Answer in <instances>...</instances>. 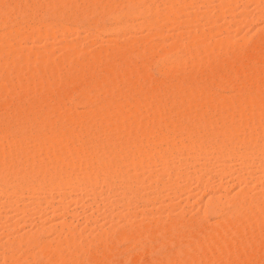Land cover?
<instances>
[{"label": "bare ground", "instance_id": "1", "mask_svg": "<svg viewBox=\"0 0 264 264\" xmlns=\"http://www.w3.org/2000/svg\"><path fill=\"white\" fill-rule=\"evenodd\" d=\"M7 1L0 0V20L3 22L0 24V87L4 88L2 94L7 98L6 102L0 103V195H8L9 198L10 194H15L16 199L5 203V207L18 212L20 216L17 218L24 219V222L27 216L44 206L52 212L51 218H58L57 210L60 205V209L63 207L59 202L66 200L68 204L72 202L77 207L79 203L82 207L84 197L86 200L97 193H104L107 196L104 200H92L96 202L95 205L100 203L104 205L101 209H104L109 203L107 200L115 199L111 197L122 196L121 203L118 202L121 205L112 208L117 209L115 213L118 211V216L133 217L137 214L134 205H152L150 202L156 200L157 194L162 196L163 193H171L167 196L176 198L190 188L191 180H194L203 191H215L214 195H207L209 197L203 212L219 216L220 221L217 224L215 222L216 226L211 229H207L204 224V229L202 212L198 217L200 222L198 219H186L180 212L181 215L167 221L154 220L147 226L131 222L119 234L100 231L94 235V240L91 239L87 246L82 244V247L75 245V229L64 222L58 226L60 228L50 225L40 228L35 234L5 240L4 249L10 251L5 259L14 261L15 251L33 248L35 254L39 250L37 254L40 256H29L28 253L26 261L23 258V264H39L41 261L44 264L46 260V263L50 262L48 264H110L111 261L119 263V260L116 261L118 253L113 249L119 250L116 245L121 241L131 243V246L143 252H151L156 243L165 248L178 242L176 244L179 247L174 246L178 248L173 253L176 256L171 258L173 254H169L168 257L166 252L167 258L163 260L154 252L160 248L156 244L157 249L151 255H158L161 260L155 257L151 264H263L264 191L252 192L257 184L264 182V37L251 49L249 58L245 57L246 52L242 51L241 44L230 41V36L209 41V36L214 34L217 37V34L215 31L212 34V31L203 30L199 35L194 32L188 35L189 31L186 32L188 42L180 52L175 48L176 43L170 40L172 44L160 56L141 39L132 45L107 51L95 60L72 59L67 53L59 60H52L50 53L46 52H42L43 57L39 60L35 58V51L31 50V54L25 52L21 58L17 54L23 52L19 46L21 41L25 43L34 39L33 34L30 36L32 31L47 32L53 28L61 32L68 28V32L70 28L67 24L82 22L86 29L94 28L101 32L107 27L102 24L103 19L110 18L115 25L108 31L109 35L118 39L130 30L135 31L138 27L133 26H137L133 21L140 19L138 29L153 31L148 34L158 37L161 36L162 26L179 25L178 18L182 14L180 8L191 2L205 7L211 2L221 4L218 13L209 16L215 19L232 17L239 6L244 8L247 3H252L260 10L264 7V0ZM156 2L165 6L162 12L156 11ZM14 11L19 16L18 21L17 18L16 22L12 20L13 25L15 22L17 26H14L15 29L10 20L16 16L12 14V18L7 20L9 12ZM209 18H206L207 22L212 21ZM101 20L102 23H99ZM197 21L194 16L187 23ZM71 29L69 32L74 31ZM233 51L237 52L229 56ZM174 53L175 57L169 61V56ZM8 54H15V58L13 55L9 60L12 55ZM229 59L237 64L233 69L226 67ZM154 64L158 68L161 65L157 70H160L163 78L159 81L156 80L161 77L158 72L155 81L152 75L150 77V68ZM65 67L72 70L67 71ZM149 78L154 83L158 82L154 84ZM146 80L154 85L148 86ZM225 87L234 92V95L228 96L229 100L223 98L227 94L221 96L218 92ZM71 104L87 108V111L84 110L86 113L77 115L75 110L69 109ZM12 131L19 134L20 138L8 139ZM16 133L12 137H16ZM200 161L203 169H200ZM232 162H235L234 165L237 162L243 171L249 169L250 174H237L239 168L236 173L233 172L230 167ZM185 164H192L193 172L199 174L190 175L193 169L189 170ZM184 165L189 173L187 168L184 171ZM209 165L218 166V170H215L218 178L228 176L227 179L231 177L237 185H242L240 192L232 197L216 196L215 184L208 177L204 178L206 175L203 172L211 170ZM250 168H254L251 171L257 174H252ZM162 176L166 177L165 181L158 179ZM182 182L189 183V187L186 189L187 186ZM222 182H218V189L225 188V182L220 184ZM180 183L185 187L182 188ZM117 188L121 191H117ZM228 188L226 190L231 186ZM148 191L156 195L140 193L146 194ZM41 194H45L44 206H41L44 200L38 199ZM25 195H29L33 201L31 204L28 201V205L25 200L27 204L24 202L20 207ZM108 196H111L110 199ZM152 196H155V200ZM126 198L127 202L122 203ZM68 204L62 209H67ZM33 209L35 211L30 213ZM90 216L86 217L85 214L87 223L91 221ZM10 217L2 218L7 222L5 218L10 220ZM17 222L13 228L20 227ZM111 222L113 224V220ZM92 223L93 220L90 225ZM40 235L53 236L54 248L44 242L42 244ZM114 241L116 244H112ZM111 251L117 255L114 258L112 254L115 261L110 258ZM143 252H140L141 255ZM146 252V255L150 254ZM141 255L138 257L139 262L143 258Z\"/></svg>", "mask_w": 264, "mask_h": 264}, {"label": "rangeland", "instance_id": "2", "mask_svg": "<svg viewBox=\"0 0 264 264\" xmlns=\"http://www.w3.org/2000/svg\"><path fill=\"white\" fill-rule=\"evenodd\" d=\"M10 1L8 0L7 2H10ZM178 1H180V0H178ZM247 1H250V0H247ZM155 4H154L153 7H155ZM160 6H161V4H159V3L156 4V11H159V12L163 11L162 9H164L165 6L164 5H163L164 7H162V6L160 7ZM220 7H221V4H219L217 2H211L206 7L202 6V5L198 4V3H195V2H191V4H187L186 6H183L182 8H180L182 14L179 15L180 17L178 16L179 17L178 18L179 25H176V26H162L163 28H161V31H160L161 32L160 33L161 36H158V37H154L155 36L154 34H152L153 36L152 35L150 36L148 34V33H152L153 31H150V32L148 31L147 32L146 30H142V29L139 30L140 29L139 28V26H140L139 23L141 22L140 19H136L135 20L136 22L133 21L134 23L137 24V26L134 25V24H133V26L135 28L138 27L139 29L138 28L137 29L133 28L135 31L130 30L129 33L128 32L125 33L123 35V37L118 38V39L114 38L112 34H110L111 36L109 35V32L113 29L112 27H114V25H115V23H113L110 20V18L103 19V23H102V20H101V22H99V23H102L103 25L104 24L107 25V27L104 25L106 29L101 31V32L97 31V29L95 30L94 28L86 29V27L83 26L84 23H82V22H77V24L76 23L75 24L72 23V25H70V24L68 25L67 24V27H69L70 30H72L71 28L74 29L73 32H69L70 30L68 32H66L68 30V28L65 31L62 30L63 32L62 31L60 32L59 29H53V28H49L47 30V32H44V31H32L30 33V36H31V34H33L32 36H33L34 39H31L32 42L30 40L29 41L27 40L25 43H24V41H21V43L19 42L20 43V45H19L20 46V50L22 49L23 52L19 50L22 53L20 55L19 54H17V55H18V57L21 58V55L23 54V56H24L25 52H28V53L31 54V52H30V50H31L32 52L35 51V54L37 56L35 58L36 59L38 58L39 60L43 57L42 52L43 53L46 52V54L50 53L49 56H50V58L52 57L51 58L52 60L53 59L54 60H59L66 53L68 55H70L72 57V59L83 58L85 60H87V59L95 60V59H98L99 57H102L103 55H105L107 53V51H111L112 49H120L121 47H126V46H128L129 44H131L133 42H135V43L139 42V39H141V41L142 40L145 41V43H147V46L152 48L153 51L156 52L160 56L162 54V51L164 49L169 48L170 44H172L173 42L176 43V45H175L176 46L175 47L176 50L178 52H180L181 49H183V47L188 42V40L186 39V37H187L186 36V32L189 31L188 35H189L190 32L191 33L194 32V33L199 35L200 32H202V30H203V31H206V32H211L212 31V34L215 31V34H217L216 35L217 37H215V35L213 34L214 38H213V36L212 37L209 36L208 37V40L210 38L209 41H213L214 39L221 40V39H223L225 37V35L227 37L230 36L231 37L230 41L233 44H241L242 51L246 52L245 57L249 58V55L251 53V49L253 47H255L259 43L261 38L264 37V7L262 9L258 10L252 3L251 4L247 3V6H245L244 8L239 6L234 11L235 15L232 16V17L231 16L230 17L229 16H222V17H218V18L212 19L211 17H213V15H216L218 13V10H220L219 9ZM152 9L154 11V8H152ZM9 13H10V15H8V16H10V17L6 16V17H8L7 20L9 21L12 18V14H14V16H16V17L12 18L10 20L12 22L11 26L12 27H14V26L17 27L15 22H16V20L17 21L19 20V18H18L19 16L15 15L16 12L15 13L9 12ZM194 16L197 18L198 21L196 23H189V22L187 23L188 19H190L191 17H194ZM206 16L208 18H209V16H211L209 19H211L212 21L207 22V20H206L207 17ZM13 19L15 21L14 25H13V21H12ZM46 19L47 20H51L50 17L46 18ZM246 21H248V23ZM250 22H251V24H250ZM2 23L3 22H1V20H0V24H2ZM8 23H10V22H8ZM78 23H80V24L78 25ZM242 23H243V26H242ZM246 23H247V25H246ZM246 26H248V27H246ZM15 27L13 29H15ZM224 29H227V31H224ZM222 30L224 32H222ZM219 31L221 33H219ZM106 32H108V33H106ZM0 33H1V31H0ZM47 33H48V35H47ZM43 34H44L45 37L47 35L48 38L46 37V39H44L45 37H40V35L43 36ZM175 36L178 37V38H176ZM152 37H154V38H152ZM173 37H175V38H173ZM170 40H171L172 43L170 42ZM9 41H11V40H9ZM11 42H13V44H15L14 41H11ZM19 43H17V44H19ZM24 50H26V51H24ZM236 52L237 51H233L229 56H231L232 54H234ZM51 54H52V56H51ZM8 55L11 56L12 54H8ZM13 55H14V58H15V54H13ZM13 55H12L11 58L9 56L7 58L8 59L10 58L9 60H11L13 58ZM40 55H42V56H40ZM173 57H175V53L172 54L171 56H169V61H171V59L173 60ZM220 57H224V55H221ZM16 58H17V56H16ZM184 58H186L185 55H184ZM235 65L237 66V64L233 61V59H229L227 61V63H226V67H228L229 69H231V68L233 69L235 67ZM158 67L159 66L157 64H154L152 66V69L150 68V70H151L149 72L150 73V77L152 75V78H153L154 81L158 77V74H157L158 70L157 69H160L161 65H160V68H158ZM65 69L67 71L72 70L69 67H65ZM158 73H159V75H161L160 74L161 73L160 70H159ZM162 78L163 77L161 75V77L159 76L156 80L159 81V79H162ZM150 79L151 78H149V80ZM149 80L148 81L146 80L147 81L146 83H148V86H153L155 83L158 82L157 81V82L154 83V81L151 79V82L154 83V84L150 85L152 83ZM142 86H145V84L142 83ZM146 87H147V85H146ZM0 88H1L0 89V103H4V102H6L7 98H6V96L4 94H2V91L4 93V88L2 89V86ZM225 88H227L228 90L225 89ZM225 88H224V90L222 89V91L219 90L218 92H220L219 94H221V96H222L223 93L225 95L227 94L225 96L226 98L225 97H223V98L229 100L230 99L229 97L234 95V92L229 90L228 87H225ZM229 93H232V94H229ZM99 95L102 96V94H99ZM0 105H2V104H0ZM69 109H71L73 112L75 110V113L77 115H78V113H81L79 115L85 114L86 113V112L84 113L85 109H86L85 111H87V108H85V107H83L81 105H74V104H71V106L69 105ZM37 111H39V109H37ZM1 112H2V114L4 113L3 111H1ZM82 112H83V114H82ZM12 128H10V129H12ZM14 131H15V129H14ZM14 131H12V132H14ZM11 133H9L10 136L8 137V139H10V138L13 139V138H17V137L20 138L19 134H17L16 132L13 133L14 136H15V133L18 135V136L16 135V137H12L13 134L11 135ZM26 134H27V132H26ZM201 161L199 162V165H201L200 169H201V167L203 169L204 166L201 164ZM232 163L233 164L232 165L230 164V167H231V170H234L233 172L236 173L238 171V168H239V171L237 172V174H239L240 172L243 173L244 175L245 174H247V175L250 174L249 171H248L249 169H247L246 171H243V169H241V167L238 166L237 162H236L235 165H234L235 162H232ZM185 165H187V164H185ZM191 165L190 164L187 165L189 170L193 169V168H191ZM184 166H182L183 168H185L184 171H187L188 168L186 166L185 167ZM182 167H181V170H183ZM209 167H210L209 169H211V170H209L211 173L208 172L207 170L204 171L203 173H204V175H206V176H204V178L205 179L209 178L208 180H210L212 184H215L213 186H214V188L217 189L216 190L217 191L216 192L217 193L216 196L221 194L222 197H224L223 195H225L227 197H232V196H234V195H236V194H238L240 192V190L242 188L241 187L242 185L241 186L237 185L236 182L234 180H232L231 177H229L230 179H227L228 176H226V177L224 176L223 179H222V177L218 178L219 177L218 174L216 175V173H215V170H218V166L217 165H214V167L209 165ZM186 168H187V170H186ZM153 169H154V167H153ZM189 170L187 171L188 173H189ZM251 170H254V168L253 169L250 168V172H252V174L256 173V172L251 171ZM262 170H263L262 171V173H263L264 169H262ZM193 171H194V169L192 170V173H190V175L191 174H196V175L199 174L197 171H196V173H194L195 171L194 172ZM262 173L259 174V172H258V174L261 175V176L264 174V173L263 174ZM164 177L162 176V177H159L158 179H160V180L164 179L163 181H165L166 177L165 178ZM206 177H208V178H206ZM262 177H264V176H262ZM210 178L212 180H215V182L212 181ZM218 180H220V181H218ZM191 181H189V183L191 182L190 183V188H188L189 187V183L186 184V183L182 182V183H184L187 186L186 189L188 188L189 191L187 189L185 192H183V194L181 193V195H179L176 198H172L170 195L167 196V194H171V193H167L166 192L167 193L166 195H165V193H163L162 196L159 195L160 197H164V199H160L158 194H157L158 197L156 196L158 199L154 196L156 200L152 196L153 200H155L154 202H150L152 205H150L148 203V204L142 206L140 204L133 203V204H136L138 206V207H136V205H134L135 206L134 207V211L137 210L136 211L137 214L134 213L136 215L133 216V217H130L128 215L127 216L126 215L118 216L117 215L118 211H117V214L115 213L117 209L112 208V206L114 207V206H117V205H121L119 203H121L120 201L122 200V196H121V198L117 197V196H115V197L108 196V199H110V197L111 198H115V199H111L110 200L111 204H110V201L107 200L109 202L108 204H110L109 206L111 208L106 203L107 201H105L107 206H105L104 209H101V208L104 207V205H101L99 203L98 204L99 207H98V205L97 204L95 205V203L99 202L101 200H104V198H106L107 196L104 193H100V194L97 193V194H95L96 196L92 197V198L96 197L95 199H92L91 196H90L89 199L87 198L86 200H84V198H86V197L83 196L84 198L81 201L82 207H81V205L79 203H78V205H80V206L77 205V207H75L74 203H72V202H71V204H68V203H66V200L64 202L63 201L59 202V204H62L63 207H64V205L66 206V204H68L67 205V209H62L63 207L60 209V206H61L60 205L59 206V210H57L58 211L57 212L58 218L57 217H55V218L53 217L54 218V220H53V218H51V216H52L51 213L52 212L49 210V208L47 206H44V204H45V200L44 199L45 198H43V197H45L44 196L45 194L44 195L41 194V195H39L38 199L40 200V198H42L44 200V202L41 203V206H44V207H41V209L38 210L37 212H33V211H35L34 209L32 211H30V213L31 212H33V213L31 215L28 214L29 216L26 217L25 222H24L23 221L24 219L20 220L19 217L17 218V216H20V214H18V212L11 211L13 209H8L7 207H5L6 206L5 203L8 202L7 204H9V201L12 202L13 198L16 199V197L14 196L15 194L14 195L10 194L9 198L7 197L8 195L6 197L0 195V204L3 203L2 204V206H3L2 209L0 207V209H1V213H0V264H23V258H25V261H26V259L28 257V253H29V256H31L32 254H35L33 248H30L31 251L33 250V253H31L30 250H29L30 252L28 250H26V248L19 249L20 252H19V250H17L18 253H15L17 251L14 252V255H13L14 258L13 259H15V260L14 261L13 260L8 261V260L5 259V256H6V254L8 256L10 254L9 253L10 251L7 250V249H4L5 248V242L7 243V241H5V240H8V239L11 240V239L17 238V237H19V235L22 236V235L35 234L37 231L40 230V228H43V227L46 228V227H49L50 225H53V226H56L57 228H60L58 226L62 225L64 222H66L67 225L70 224L69 226H71L72 229H75V233H76L75 245H77V247H80V245L82 247V244H86L85 246H87L89 244V242H91V239L94 240V238H95L94 235L95 236L98 235L97 233H99L100 231H109V232H113L115 234H119V233H123L128 228V226H129V224L131 222L139 223L140 225L142 224L144 226H147V224H150V222H152L154 220H163V221L165 220V221H167L169 218H172V217H175V216L179 215L180 212H181V214L183 213L182 214L183 216L185 215L186 219L188 217L189 219L191 218L193 220L194 219L197 220L198 217L202 215V219H201L202 222H203V223L201 222L203 224L202 227L204 229H205V227L207 229H209L208 227H210V229H211V227L214 228L213 226H216L218 220L220 219L219 216H217V215H215L213 213L203 212V209H204L203 207L205 206L206 202L208 201V197L210 196V194L212 193L211 195H214L215 191L212 192V191H207L205 189L203 191V188L197 186V184L194 182V180H191ZM218 182H222L220 184H223L225 182L223 184L225 186V188L227 186L229 188H230V186H231V188H233V187L234 188L233 189H231V188L229 189L227 187L229 190H226L227 188L226 189L224 188L226 191H228V192H226L224 189H218L217 188V186L219 184ZM182 183H180V185H182ZM184 184L182 185V188L185 187ZM228 184H230V186ZM198 187H199V189H198ZM118 189L119 188H117L116 190L117 191H121L120 189L119 190ZM213 190H215V189H213ZM142 191H147V190H142ZM254 191H257V193H258V191H264V182H262L261 184H257L256 188L253 189V192L252 191L251 192L254 193ZM140 193L142 195H148V196L149 195H153V194L156 195L155 193H152V192L150 193L149 191L146 194L144 192H140ZM202 193L205 194V195H202ZM225 193H227V194H225ZM207 195H209V196L207 197ZM255 195H257L256 192H255ZM29 197H30L29 195H25V197H23L24 201L22 199V201H21L22 205L20 204V207L23 206L24 202L26 203L25 200H27V203H28V201H29V203L33 201V198H31V197L29 198ZM98 197L99 198L101 197V199H99ZM72 198H74V195L72 196ZM90 200H91V202H90ZM92 200H94L96 202H93ZM222 200H223V198H222ZM124 201L127 202V198L123 199L122 203H124ZM133 201L136 202V200H133ZM39 202H41V201H39ZM29 203H28V205L31 204V203L30 204ZM56 203H58V202H55V204ZM86 203H87V206H85ZM90 206L92 208H90ZM100 206H102V207H100ZM4 207L6 208L5 210H4ZM31 207H29V208L32 209ZM93 209H95L96 211H93ZM111 209H113V210L111 211ZM144 209H146V210H144ZM2 210H4V211H2ZM48 210H49V212H47ZM60 210L62 211L63 214L61 213ZM39 211H40V213H39ZM43 211L44 212L46 211L47 213L45 212L46 213L45 214ZM159 211H161V212L158 213ZM12 212L14 214H12ZM201 212H202V214L200 215ZM15 213H17L18 215H15ZM91 213H93V215L90 216ZM143 213L146 214V215H143ZM42 214H43V216H42ZM85 214H86V217H89V216L91 217V221L90 222H92V220H93V223L91 225H90V222L89 223L86 222ZM123 214H126V212H123ZM6 216H7V218H9V216H11L12 220H11V217H10V220L5 218L7 220V222L3 221L4 218H2V217H6ZM41 216H42V219L40 218ZM45 216H47L48 218H46ZM94 216H95V219L93 218ZM121 217H123V218H121ZM43 218L44 219L46 218L45 219V222L47 220L46 223L44 222ZM120 218H121V221H118V219L120 220ZM16 220H18V222ZM111 220H113V224H112ZM16 222H17V224H19V226L21 228L15 226L14 228H18V229L14 230L13 226H14V224ZM199 222H200V220H199ZM215 222H216V224H215ZM204 224H205V227H204ZM90 226L91 227L93 226L92 229H90L91 228ZM84 227L85 228H89V229H85ZM12 230H14L15 232L12 231ZM17 230H19V231H17ZM86 230H88V231H86ZM47 236L46 235H44V236L40 235V238H41L40 241L42 240L41 243L44 242L45 245L48 244L49 247L52 246V248H54V245H55L54 243L55 242H53L54 241L53 240L54 238H52L53 236L52 237L50 235L48 237ZM185 241H184V243H185ZM44 243H42V244H44ZM174 243L176 244L178 242H174ZM112 244H116L115 241L112 242ZM156 244H159V247H160V245H162L160 243H156ZM175 244H174V246L179 247L178 246L179 243L176 244V245ZM131 245H132L131 243H128V242H125V241L119 242L118 245H116L117 249H119V250L116 251V249H113V250H115V253H118L117 254L118 257L116 258L117 255L114 253V251H111L113 253L110 252V255H111L110 258L112 259L114 257V255H116L114 258L117 259V260L115 259L116 261L119 260L118 261L119 263L112 262V261H111V263L110 262L109 263L110 264H112V263L113 264H115V263H117V264H129L128 262L131 261L130 264H133V262H135L136 264H140V263L144 264L143 262H146V264H147L151 260V262L149 263V264H151L153 261H155V257L158 258L160 256L162 258V260H163V259H165V257L167 255H168V257H169V254L171 256V254L175 253V250L178 249V248H174L173 244H171V246H173V247L166 246L167 244L166 245L163 244L166 247L165 248H162V246L160 248L158 247L159 250L155 247V245H153L154 247H153L151 252H153V250L156 248L158 251L154 250V252H156V254H159V256L158 255L154 256L153 253H152L153 255H151V252H149V251L146 252L147 250L146 251L144 250L147 254L150 253L149 255H146L145 252L142 251V249H135ZM180 245H181V243H180ZM85 246L83 245V247H85ZM116 246H115V248H116ZM167 247H169V251H171L172 253L167 250ZM35 249H36V247H35ZM5 250H7V251H5ZM140 252L141 253L143 252V255H141ZM37 253H39V250L36 252L35 255H38ZM165 253H166V256H165ZM112 254H113V257H112ZM26 255H27V257H26ZM139 255H141V257L143 256V258L141 259L140 262H139V260H140L139 259L140 258ZM39 256H40V254L38 255V257ZM149 256H151V257H149ZM175 256L176 255L173 254V256L171 258H173ZM38 257H36V258L38 259ZM114 258H113V260H114ZM161 258L159 260H161ZM42 259H44V258H41V260ZM133 259H136V260H133ZM159 260L156 259V261H159ZM39 261H40V258H39ZM39 261L37 260L38 263H39ZM46 261H48V260H46ZM46 261H44L45 262L44 264L50 263V262L46 263ZM42 262L43 261H41L40 263H42ZM33 263L35 264V262H32L30 264H33ZM26 264H29V263H26ZM263 264H264V262H263Z\"/></svg>", "mask_w": 264, "mask_h": 264}]
</instances>
